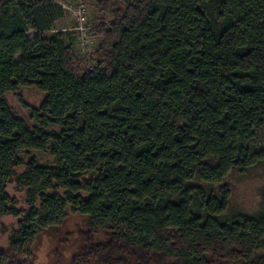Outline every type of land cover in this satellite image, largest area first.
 <instances>
[{"label":"trees","instance_id":"obj_1","mask_svg":"<svg viewBox=\"0 0 264 264\" xmlns=\"http://www.w3.org/2000/svg\"><path fill=\"white\" fill-rule=\"evenodd\" d=\"M96 2L103 38L79 73L63 32L43 36L62 5L0 0V214L22 217L0 264H32L36 236L67 206L110 234L88 240L77 264H111L118 243L181 264H264V208L222 218L225 179L264 162V0ZM19 86L45 93L30 110L39 127L6 103ZM28 150L54 164L31 158L16 173ZM9 182L26 189L27 209Z\"/></svg>","mask_w":264,"mask_h":264},{"label":"rangeland","instance_id":"obj_2","mask_svg":"<svg viewBox=\"0 0 264 264\" xmlns=\"http://www.w3.org/2000/svg\"><path fill=\"white\" fill-rule=\"evenodd\" d=\"M65 9L62 18L56 21L52 30L43 33V36L50 37L55 31H62L65 43L73 52L75 62H78L79 73L91 68L96 63L95 51L100 47L103 35L100 33L101 19L97 12L96 0H51ZM111 18V17H109ZM103 20V21H102ZM109 24V20L105 21ZM35 34L30 30L28 37ZM45 93L34 86H19L15 91L6 93L5 100L14 114L22 118L30 127H39V123L31 118V108H38L43 101ZM46 131L58 132L60 127L50 125ZM23 164L16 169V173L25 170V164L34 158L39 164L53 165L54 158L49 150L37 151L28 150L20 153ZM225 185L230 189V200L228 210L223 214V219H229L233 215L245 214L256 215L264 208V162L247 169L244 172L235 170L225 179ZM208 193L217 194L219 184H206L197 182ZM6 191L14 200L15 207L19 210L28 208L25 202L26 189L19 188L15 182L6 185ZM63 193V191H59ZM87 196L86 193H83ZM66 215L62 222L38 233L32 245L34 259L32 264H77L75 256L82 254V249L87 246L88 240L100 242L109 241V232L99 229L91 231L88 226L86 215L73 212L70 206L66 207ZM194 210L200 212L195 206ZM21 216L0 214V251L9 247V237L14 229L18 227ZM93 232V233H92ZM112 257L116 261L111 264H181L180 261L161 255L156 252H149L140 248H133L121 243L112 246ZM83 264H91L90 259L81 257ZM221 260L213 258L212 264ZM218 262V264H219ZM96 264V263H92ZM102 264H108L103 258Z\"/></svg>","mask_w":264,"mask_h":264}]
</instances>
